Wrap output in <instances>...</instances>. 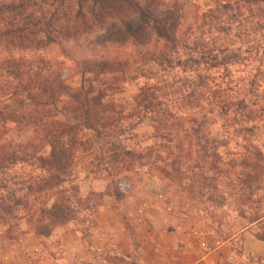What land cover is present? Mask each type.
Segmentation results:
<instances>
[{
    "label": "trees",
    "instance_id": "trees-1",
    "mask_svg": "<svg viewBox=\"0 0 264 264\" xmlns=\"http://www.w3.org/2000/svg\"><path fill=\"white\" fill-rule=\"evenodd\" d=\"M71 1L77 7L65 13V6ZM140 2L144 3L141 5ZM157 2L0 1V44L8 53L0 68V224H7L9 220H26L36 235L48 237L51 226L75 222L83 199L76 185L75 166L80 158L89 160L88 176L101 172L113 178L130 172L124 158L141 161L150 157L153 167L164 178L188 176L192 182H200L202 188L197 187L200 192L194 191V187L189 190L195 196L201 191L216 190L219 182L225 184L221 181L223 179L228 186L234 187L240 217L246 219L248 211L253 215V223L264 220L256 194L261 180H264V126L259 124H264V100L260 102L261 97L254 88L256 75L260 73L256 71L245 78L240 71L239 74L232 71L233 65L218 63L228 51L227 47L223 48L224 39L235 24L240 28L253 21L259 26L264 21V0H219L202 17V25L210 36L206 43L202 41L204 37L198 35L192 44L182 40L166 42L158 55L148 54L150 61L163 67L164 72L176 71L175 77L169 81L171 93L162 92L158 87L159 80H154L152 85H142L135 106L124 112H116L110 109L112 105L103 103L106 91H117L114 84L93 80L88 89L82 86L70 91L60 73L51 68L44 71L34 69L28 60L12 54L17 49L36 50L55 44L51 34L63 38V42L71 41L80 35L91 34L100 24L111 21L130 30L126 19L145 16ZM251 44L254 46L239 44L236 50L243 54L240 61L252 54L264 57V40L255 38ZM185 50H189V54L184 53ZM131 62V58H102L85 61L82 67L86 73L98 76L127 68ZM218 67L220 73H213ZM96 82L102 86L96 89ZM96 91L97 95L92 96ZM64 94L71 101L69 113L56 110L62 104ZM3 99L8 103H2ZM181 106L187 107V111L182 112ZM52 109L65 119L52 121L57 118L51 116ZM22 112L29 116H22ZM107 112L115 116L112 136L115 142L107 144L106 149L92 148L80 136L84 131H91L101 140L111 118L104 116ZM216 120L222 125L212 134ZM131 121L136 124L148 121L152 125L153 140L158 142L161 151H165L166 158L161 157V151L136 155L126 146L119 149L121 146L117 140L131 128L125 125ZM7 122L14 123L17 132L32 130L31 137L24 142L8 141L5 137L9 132L5 127ZM229 134L233 138L228 137ZM46 148L48 153H43ZM193 148H197L200 155L194 158L195 166L189 165L180 171L182 161L178 162L176 158L191 161ZM172 149L178 151L177 156ZM184 161L183 164L188 165ZM206 171L211 174L206 175ZM230 174H233V182H228ZM49 200L54 202L50 206L47 204ZM77 232L87 240L82 232ZM257 238L264 242V236L258 235Z\"/></svg>",
    "mask_w": 264,
    "mask_h": 264
},
{
    "label": "rangeland",
    "instance_id": "rangeland-1",
    "mask_svg": "<svg viewBox=\"0 0 264 264\" xmlns=\"http://www.w3.org/2000/svg\"><path fill=\"white\" fill-rule=\"evenodd\" d=\"M218 1L158 0L151 12L144 11L146 12L145 16L127 17L126 22L130 30L124 29L118 22L111 21L113 23L100 24L91 34L80 35L71 41L63 42V38L51 34V37L56 41L55 44L36 50L17 49L18 51H14L12 54L15 57L28 60L30 64H33L34 69L40 68L44 71L51 68V70L60 73L64 85L70 91L79 90L82 86L88 89L93 80L114 84L117 91H106L103 103L112 105L110 109L116 112H124L135 106V99L142 85H152L154 80H159L158 87L161 88L162 92L171 93L169 81L175 77L176 71L164 72L163 67L160 68L156 62L150 61L151 57L148 54L157 53L156 55H158V51L164 50L166 42L174 43L182 40L192 44L194 37L198 35L203 36L204 40L202 41L206 43L210 36L208 29L202 25V17ZM140 3L142 5L144 2ZM76 7L74 1L68 2L65 6V13L74 11ZM256 23L257 21H253L251 24H243L240 28L238 24L232 27L231 33L224 39L223 44V48L227 47L228 51L220 57L218 63L233 65L232 71L237 72V74L240 71V75L245 76V78L258 71L260 75H256L258 77L254 88L261 97L260 102L263 103L264 57H261V54H252L245 57V61H240L243 54H239V51L236 50L239 44L253 47L254 45L251 46V43L255 38L264 40V30L261 29V27L264 28V21L259 23V26ZM198 25L199 28L197 29ZM201 26L203 27L200 28ZM213 38L216 39V37ZM6 50L5 46L0 44V68L2 61L8 56ZM189 52V50H185L184 53L189 54ZM180 54L183 53L180 52ZM102 58H118L119 60L131 58L133 63L131 62L127 68L111 74L96 76L86 73V69L82 67L85 61H97ZM219 68H215L213 73H220L221 68ZM156 73L159 75L153 76ZM245 81L244 84L246 85ZM101 86V83L98 82L94 84L96 89ZM95 95H97V91L92 96ZM61 100L62 104L58 105L56 110L69 113L70 99L64 94ZM6 101L3 99L2 103H8ZM179 109L182 112L187 111L185 106H181ZM22 116L29 115L22 112ZM51 116L57 117L52 121L65 119L60 114H56L53 109ZM104 116L111 118L101 140H98L91 131H84L80 136L95 149L100 147L106 149L107 144L115 142L112 137L114 135L113 126L115 124L113 121L115 116L111 112L105 113ZM67 119L68 117H66ZM129 123H125V125L131 126V128L126 130L123 136L117 140L118 145L121 146L119 149L126 146L131 148L136 155H150L151 152L161 151L158 142L153 140L154 130L148 121L139 124L132 121ZM214 123L215 126L211 130L212 134L220 130L222 125L221 121L216 120ZM259 124L264 126L262 123ZM5 127L6 130H9L5 137L13 143L24 142L32 135V130L28 131V129H25L24 132H17L14 123L7 122ZM228 137L233 138L231 134ZM120 141L122 142L119 143ZM241 141L239 139V142ZM232 149L233 144L231 145ZM48 151L49 149L46 148L43 153H48ZM193 151V159L189 162L175 157L178 162L182 161L179 166L180 171L189 165L195 166L194 158L196 155L197 157L200 155L197 153V148H193ZM237 152L239 153V150ZM159 153H162V158H166L165 151ZM174 154L177 156L178 151L174 150ZM203 160L205 163L208 162L206 158ZM88 161L87 158H80L75 166L78 177L76 185L83 198L75 222L63 226H51V234L56 230L72 227L82 232L88 239L93 233H96L95 229L100 227L99 222L102 224V229L106 231L103 224L107 222L115 231L111 242L115 245L113 251L117 257H123L131 248L135 252L133 256L137 259L150 258L151 251L159 244L164 247L161 256H167V247L174 243L173 241H178V235L173 233L174 229L177 231L194 229L196 231L194 234L195 241L200 244L203 242L202 233L208 231L207 227L210 226L213 231V239L208 245L212 248L217 242L230 238L235 231L243 228L245 224H256L257 237L258 235L264 236V220L261 223H253V215L245 207L243 209L245 212L247 211L245 213L247 218H241L239 200L233 195L234 187L228 186L223 179L221 181L225 184L219 182L220 186H217L216 190L201 191L200 195L195 196L189 190L193 187L194 191L197 190V187L202 188L201 184H198L200 182L197 180L192 182L188 176L179 178V176L173 175L170 179H166L155 170L152 165L153 160L150 157L141 161H130L124 158L126 165L130 166H128L130 172L113 178L101 172L88 176L86 172L90 168ZM183 161L188 165H184ZM158 165L160 164L158 163ZM92 167H95V164ZM205 174L210 175L211 173L206 171ZM229 176L228 182H233V174ZM261 181L258 187L259 191L256 194L259 210L264 214V180ZM53 203L52 200H49L47 204L50 206ZM103 209L104 211L113 209L116 213L111 218L108 216L102 219ZM26 232L36 235L35 230L27 224L26 220H9L7 224H0V264L15 243L22 241ZM38 237L42 238L41 236ZM140 248H142L141 252L139 251ZM109 260H111L108 261L111 264H118V258L115 260L112 257Z\"/></svg>",
    "mask_w": 264,
    "mask_h": 264
},
{
    "label": "crops",
    "instance_id": "crops-1",
    "mask_svg": "<svg viewBox=\"0 0 264 264\" xmlns=\"http://www.w3.org/2000/svg\"><path fill=\"white\" fill-rule=\"evenodd\" d=\"M102 212V219L111 218L116 213L113 209H103ZM103 225L106 231L99 222L100 227L95 229L97 234L93 233L87 240L72 227L56 230L42 238L26 232L1 264H111L108 261L112 257L118 258V264H264V242L257 238L256 224H245L227 240L217 242L214 248L208 245L213 239L210 226L208 231H202L203 242L200 244L195 241L194 229H174L172 232L178 235V241L167 247V256H161L164 247L159 244L147 259L134 257L131 248L123 257H117L113 251L115 245L111 242L115 231L107 222Z\"/></svg>",
    "mask_w": 264,
    "mask_h": 264
}]
</instances>
